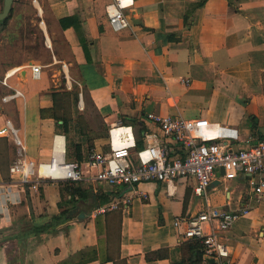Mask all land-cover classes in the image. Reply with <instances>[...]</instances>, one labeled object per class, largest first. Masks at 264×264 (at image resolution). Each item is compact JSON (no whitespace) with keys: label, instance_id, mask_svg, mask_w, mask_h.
<instances>
[{"label":"crops","instance_id":"obj_1","mask_svg":"<svg viewBox=\"0 0 264 264\" xmlns=\"http://www.w3.org/2000/svg\"><path fill=\"white\" fill-rule=\"evenodd\" d=\"M121 1L130 25L119 32L111 28L107 13L115 0L35 1L55 62L64 65L72 82L88 90L109 130L118 121L131 125L133 152L145 147L147 133H155L171 143L174 157L184 154L148 119L150 114L207 120L209 125L198 129L200 135L238 137L235 144L240 148L264 139V0ZM56 76L42 70V77L34 80L29 70L22 71L10 84L23 95L0 103V127L7 120L12 123L26 158L36 164L53 160L56 135L65 136L67 151L79 140L70 134L67 138L70 127L52 114L54 95L61 90ZM187 79L190 84L183 82ZM81 100L82 93L79 104L84 107ZM80 142L87 173L90 146L85 138ZM110 144L109 132L96 138L93 147L107 152ZM17 154L12 136H0V186L10 188L0 194V264H8V238L17 229L26 223L50 224L75 205L77 217L58 228L70 225L79 243L49 256L37 250L53 244L49 234L31 237L22 264L75 262L80 251L90 248L97 258L87 264H193L194 246L185 259L181 250L192 241L181 237L174 221L211 207L246 211L222 234L230 250L228 264H264V193L257 195L245 175L226 180L220 169L203 196L195 193L194 179L171 185L141 183L130 207L95 215L97 207L90 208L96 195L109 201V187L93 181L77 184L73 203L69 193H62L65 181L47 179L34 191L20 182L19 174H10ZM85 207L91 212H80ZM207 259L204 255L202 264H219Z\"/></svg>","mask_w":264,"mask_h":264},{"label":"built area","instance_id":"obj_2","mask_svg":"<svg viewBox=\"0 0 264 264\" xmlns=\"http://www.w3.org/2000/svg\"><path fill=\"white\" fill-rule=\"evenodd\" d=\"M107 13L109 24L114 31L119 32L129 27L130 23L123 13L121 0H115L113 4L107 6ZM27 70L34 80L42 77L43 66L40 64L31 63L9 70L0 83L14 91L5 95L3 101L23 95L20 90L11 86L10 79L20 77V73ZM183 82L191 83L189 79ZM80 106L83 108V105ZM148 119L159 125L164 137L173 139L178 149L183 152V157H174L171 143L164 138H158L155 133H147L145 147L133 152L132 149L135 147L133 128L122 121L114 123L109 130L111 138L109 151H99L94 147L89 151L85 162L87 173L81 162L66 159L64 135L55 137L53 160L50 163L39 164L26 158V149L19 131L9 120L0 127V136H12L18 146L17 158L10 167V174L12 176L19 174L20 182L29 184L34 191H37L40 183L47 179L70 183L93 181L109 187L111 199L97 207L93 212L95 215L127 209L138 194L137 186L145 182L171 185L181 179H194L195 193L200 196L206 195L220 169L224 170L223 179L232 180L240 174L245 175L257 195L264 193V177H260L264 173V140L248 148H240L235 144L238 137L208 139L200 135L198 129L207 127L209 125L207 120L153 114H150ZM115 128L125 129L121 132L122 144L118 146L114 144ZM59 137H63V156L57 159L55 149ZM92 172L93 174H90ZM9 191V187L0 186V194ZM245 213V210L230 211L211 207L188 219L176 218L174 225L183 239L198 240L207 258H213L219 264H228L226 259L230 255V250L222 234Z\"/></svg>","mask_w":264,"mask_h":264},{"label":"rangeland","instance_id":"obj_3","mask_svg":"<svg viewBox=\"0 0 264 264\" xmlns=\"http://www.w3.org/2000/svg\"><path fill=\"white\" fill-rule=\"evenodd\" d=\"M35 1L37 0H14L12 10L5 19L8 22L7 26L0 31V80L9 70L29 62L43 65L46 76L51 77L56 74L61 90L58 92L59 97L55 102L52 114L57 120L65 118L69 121L70 137L77 139L78 136L75 131L79 126H85V123L81 118L84 107L82 108L79 104L80 95H78L77 102L75 101V95L77 92L80 93L83 88L69 79L63 67L64 65L55 62L54 46L52 48L47 46V37L40 26L42 21L39 17L40 10ZM38 1L41 2V0ZM3 5L4 0H0V13ZM8 93L9 89L0 83V103ZM88 109L86 115L89 124L91 128L96 130L101 126V119L97 117V113L92 106L89 105ZM72 231L68 228L58 232H49L48 238L53 239L51 243H56L60 248L49 244L47 247L37 248V250H42L45 255L49 253V256L54 255V252H59L60 249L62 253L67 252L70 249L69 247L79 243L76 242L78 235L74 232L72 234ZM26 251L27 248H25Z\"/></svg>","mask_w":264,"mask_h":264},{"label":"trees","instance_id":"obj_4","mask_svg":"<svg viewBox=\"0 0 264 264\" xmlns=\"http://www.w3.org/2000/svg\"><path fill=\"white\" fill-rule=\"evenodd\" d=\"M7 23H8L7 20L0 22V31L3 30V28L7 26ZM81 93H82L83 102H84V113H82L81 118L83 119L85 126L81 125L79 126L78 129H76L75 133L79 137V140H76L75 142H73V147H71L72 144L70 143V147H68V151L66 154L67 160L72 161L74 159L75 161H78V162H82L83 156H84L80 139L82 138L87 139V142L89 143L90 150H91L93 148V143L96 138L107 137L109 135V128L106 127L104 120L101 118L100 114L96 111V108L94 107V104L92 103L90 99V94L88 90L84 88L80 93L77 92L75 95L76 96L75 101L76 102L78 101V95H80ZM58 97H59V93H55L54 95L55 102L57 101ZM89 105L92 106V108H94V110L97 113V117H100L101 119V126L96 130L91 128V125L89 124L88 116L86 115L89 111L88 109ZM58 121H62L65 127H68L69 125V121H67L65 118H59ZM70 132L71 131L68 129V131L65 133L67 138L69 137ZM137 145H139V140H138ZM77 184H80V183H70V182L63 183L64 188H63L62 193H65V192L69 193L72 196V199L70 200V202L72 203L74 199V194L77 191V189H75V187L78 186ZM107 201H108L107 196L100 197V195H96V199L94 203L92 204L90 210L92 211L93 209H95L96 207H98L99 205ZM90 210H87L85 207V208H82L80 212L84 211L87 214L89 213ZM78 213L79 211L75 205L67 210L65 209L62 210L61 214L55 217L50 224L35 225L33 223H26L24 224L23 227H20L19 229H17V232L8 238V240L11 242V247L7 248L5 251L7 254L8 264H18L19 262L20 264H22L23 259H22L21 253H22V250L25 252V248H27V245L31 237H39L45 233L49 234V232L51 231L58 232L60 230L70 228V225H66L63 228L59 229L58 225L64 224L68 221L75 219ZM190 241H192V243L186 242V243H183L181 246L183 258L184 259L187 258L188 252L189 250H191L192 248L191 246L193 245L194 246L193 251L191 250V252H193L196 257V261L193 264H202L204 260V253H203V249H202L203 247L201 243L198 240H190ZM17 249H18L17 251L18 253L9 255L10 253H12L11 250L16 251ZM96 258H97L96 251L90 248L84 251H80L77 261L75 262L64 261L61 264H87L89 262L96 260ZM148 258H151V257L148 255Z\"/></svg>","mask_w":264,"mask_h":264},{"label":"bare ground","instance_id":"obj_5","mask_svg":"<svg viewBox=\"0 0 264 264\" xmlns=\"http://www.w3.org/2000/svg\"><path fill=\"white\" fill-rule=\"evenodd\" d=\"M25 75V72L23 73ZM125 129L115 128L113 131L114 144L116 146L121 145V132ZM56 158L60 159L63 156V137H59L56 143ZM48 172V170H46ZM211 190V189H210Z\"/></svg>","mask_w":264,"mask_h":264},{"label":"water","instance_id":"obj_6","mask_svg":"<svg viewBox=\"0 0 264 264\" xmlns=\"http://www.w3.org/2000/svg\"><path fill=\"white\" fill-rule=\"evenodd\" d=\"M13 3H14V0H4L3 9H2V12L0 13V22L7 19V17L9 16V14L12 10ZM81 104H83V100H81ZM222 171L224 174V170H222ZM82 216H84V215H82ZM207 260L211 261V262L215 261L213 258H208Z\"/></svg>","mask_w":264,"mask_h":264}]
</instances>
